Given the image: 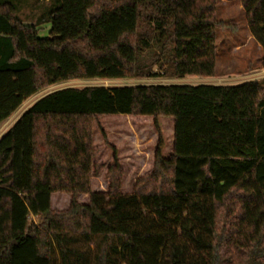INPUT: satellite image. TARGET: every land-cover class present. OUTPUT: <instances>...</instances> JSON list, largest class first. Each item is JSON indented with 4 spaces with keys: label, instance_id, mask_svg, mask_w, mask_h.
<instances>
[{
    "label": "trees",
    "instance_id": "1",
    "mask_svg": "<svg viewBox=\"0 0 264 264\" xmlns=\"http://www.w3.org/2000/svg\"><path fill=\"white\" fill-rule=\"evenodd\" d=\"M217 0H48V36L0 1V125L30 96L75 79L212 76ZM264 49V0H240ZM264 65V59H263ZM172 120L151 172L90 189L93 121ZM53 193L70 195L66 209ZM86 195V202L76 196ZM93 243L89 252L78 244ZM264 264V80L52 91L0 137V264Z\"/></svg>",
    "mask_w": 264,
    "mask_h": 264
},
{
    "label": "rangeland",
    "instance_id": "2",
    "mask_svg": "<svg viewBox=\"0 0 264 264\" xmlns=\"http://www.w3.org/2000/svg\"><path fill=\"white\" fill-rule=\"evenodd\" d=\"M10 1L17 5L20 18L35 22L38 17L44 21L38 24L40 37L48 36L49 23L46 21L49 4L47 0H0ZM215 17L223 24L215 29L216 58L212 76L187 75L183 78L170 77H131L117 79H75L46 87L27 98L0 125V137L16 121L19 115L38 98L57 89L72 87L83 88L101 85L107 88L133 86L141 84H221L232 85L248 80H264V49L250 36L244 11L240 0H217ZM161 142V154L171 152L172 120L170 118L150 116L109 115L93 121V145L96 150L95 164H100V174L91 176L90 189L105 191L104 174L108 165L116 162L122 171L121 192L130 193L136 180L148 175L153 167L154 153L158 142ZM78 202H86V195L76 196ZM70 195L53 193L50 206L54 210L66 209ZM78 246L89 254L94 249L93 243L80 242ZM88 246V249H87ZM55 264H59L56 257ZM120 264H124L121 262Z\"/></svg>",
    "mask_w": 264,
    "mask_h": 264
},
{
    "label": "crops",
    "instance_id": "3",
    "mask_svg": "<svg viewBox=\"0 0 264 264\" xmlns=\"http://www.w3.org/2000/svg\"><path fill=\"white\" fill-rule=\"evenodd\" d=\"M48 1V0H47Z\"/></svg>",
    "mask_w": 264,
    "mask_h": 264
}]
</instances>
